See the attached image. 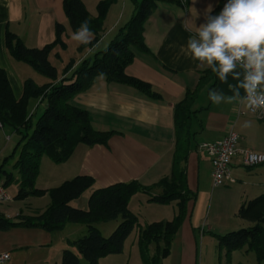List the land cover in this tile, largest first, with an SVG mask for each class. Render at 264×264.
<instances>
[{"label":"crops","instance_id":"obj_1","mask_svg":"<svg viewBox=\"0 0 264 264\" xmlns=\"http://www.w3.org/2000/svg\"><path fill=\"white\" fill-rule=\"evenodd\" d=\"M81 1L89 11L87 0ZM99 1L91 0V4L96 6ZM217 3L218 0H185V3L180 0L157 1L155 9L144 23L143 40L148 51L133 49L134 57L125 68V73L148 83L161 98L150 99L130 86L107 82L104 77L95 78L92 85L75 95L72 102L89 113L95 130L114 133L106 146L78 145L66 161L56 164L59 168H54L50 175L58 180V185L77 175L93 177L95 183L87 190L89 192L86 191L87 194L84 193L71 202L74 207L82 209L87 208L88 197L96 188L132 180L144 186L156 183L168 176L171 170L175 148L174 105L187 90L206 85L197 92L199 96L205 93V100L202 102L196 94L191 105V110L195 111L190 122L191 142L183 163L187 188L195 197L186 204V215L163 264H198L197 232L203 237L206 226L209 234L229 232L227 228L232 219L238 218L239 207L264 192V166L257 168L252 176H248L251 175L249 172L242 174L239 172L238 156L233 158L230 169L233 182L225 181L220 185L222 187L213 186L210 162L199 150L201 143L219 139L232 130L238 135L239 149L264 153V118L259 120L239 114V111L247 110V106L240 100L215 104L209 99L211 89L221 92L225 97L232 95L228 84L237 82L229 76L228 83H222L216 73L210 80L199 81L202 71L210 67L198 66L199 61L181 51L186 48L188 39L196 35L199 25L204 22L205 14L209 9L212 11ZM126 10L131 17L132 3L128 6L127 0H122V8L119 14L114 12L111 26H105L108 21L105 18L99 41L92 48H85L81 57L90 56L109 34L113 32L114 35L123 25L120 24ZM109 11L110 8L108 13ZM55 23L63 24L65 36L72 39L76 32L71 31L67 23L62 0H0V67L6 72L15 98L20 97L23 82L31 78V72L23 66L24 63L13 60L8 54L5 46L6 30L16 34L25 46L39 48L53 40ZM80 44L81 42H76V49ZM41 77L37 78L40 81L34 80L39 85L48 81ZM240 95H245L243 89H240ZM45 105L40 100L32 101L30 112L36 115L38 110H44ZM49 188L51 187L41 189ZM224 191L230 194L225 195ZM160 192L161 188L151 190L152 195ZM13 197L11 201H14ZM45 197L47 194L40 198ZM12 203H0V214L14 219L18 214L30 215L33 210H23L14 207ZM140 207L146 209L143 214L139 212ZM129 209L137 216L139 224L144 225L152 221L170 220L176 213V202L159 205L149 201L147 194L138 193L131 198ZM211 210L214 218L211 219L217 220V225L209 223ZM243 223L239 222V225L244 226ZM67 225L55 232L30 227L0 230V252L10 254V259L3 264H60L62 251L71 247L70 242L76 240L72 236L76 231L82 233L86 229L83 224V228L80 224H74L76 228L71 230L72 235L68 237L63 234ZM134 237L136 238V232ZM237 251L245 253L243 250ZM233 264L241 263L235 261Z\"/></svg>","mask_w":264,"mask_h":264},{"label":"trees","instance_id":"obj_2","mask_svg":"<svg viewBox=\"0 0 264 264\" xmlns=\"http://www.w3.org/2000/svg\"><path fill=\"white\" fill-rule=\"evenodd\" d=\"M113 1L100 0L96 4V16L91 17L81 0H62L71 31L77 32L87 21L92 34L88 43L78 46L79 52L92 48L99 41L105 16ZM129 1L133 5V14L116 30L108 45L77 63L70 59L60 76L48 57L54 48H66L63 24L55 23L53 40L40 48H29L16 34L8 30L5 32L8 54L16 61L31 66L48 81L39 85L30 78L25 79L20 97L15 98L6 72L0 67V122L3 128H9L19 136L12 152L0 163L1 172L8 159L13 158L12 169L19 178H14L13 171L6 172L3 186L12 182L17 184L14 200L47 194L49 203L42 211L30 215L18 214L14 219L0 214V230L30 227L55 232L62 230L66 223L85 225L86 234L70 242L77 252L64 249L60 264H98L99 259L107 255L121 253L125 240L134 230L142 264H163L186 215V204L195 197L187 188L183 163L190 149V122L195 112L191 110V105L198 88L187 90L174 105L175 148L168 176L149 186L132 180L96 188L88 197L86 209L74 207L71 202L94 186L95 180L91 176L77 175L49 189L34 186L42 156L59 164L66 161L78 145L106 146L113 135V131L95 130L89 113L72 102L75 95L87 90L95 78L104 77L107 82L130 86L150 99L161 98L148 83L125 73V68L133 60V49L148 51L143 40L144 23L158 0ZM224 3L226 0H218L211 14H218ZM55 57L60 58L59 52L55 53ZM214 76L215 73L208 68L202 71L199 81L210 80ZM36 100L46 104L38 117L30 112V104ZM154 188H161V192L152 195L151 190ZM138 193L147 194L149 201L158 204L176 202L175 215L170 220L140 225L137 216L129 209L131 198ZM237 217L250 225L224 235H212L220 246H225L227 256L232 251L243 250L253 252L257 262L264 261V192L243 203L237 211ZM117 219L120 220L118 225L104 237L97 225Z\"/></svg>","mask_w":264,"mask_h":264},{"label":"clouds","instance_id":"obj_3","mask_svg":"<svg viewBox=\"0 0 264 264\" xmlns=\"http://www.w3.org/2000/svg\"><path fill=\"white\" fill-rule=\"evenodd\" d=\"M90 35L85 21L72 38L88 43ZM181 51L199 61L198 66L210 67L222 83L229 76L237 82L228 84L233 94L227 97L209 90L213 103L240 100L253 111L264 110V0H226L218 14L209 9Z\"/></svg>","mask_w":264,"mask_h":264},{"label":"rangeland","instance_id":"obj_4","mask_svg":"<svg viewBox=\"0 0 264 264\" xmlns=\"http://www.w3.org/2000/svg\"><path fill=\"white\" fill-rule=\"evenodd\" d=\"M91 3H92L91 0H87V6H88V10H89L88 12H90L91 17H95L97 14L96 6H93ZM127 4H128V6H130L129 0H127ZM109 8H110V11H109V13L107 11L108 15L106 14L107 17L105 16V18H108L107 19L108 21L105 22V26L107 28H109L111 26V24L113 23V22L111 23V19L114 15V12L117 11V14H119L120 8H122V0H114L113 2L110 3ZM109 8H108V10H109ZM115 16H117V15H115ZM129 19H130V16L127 14V10H126L125 14H124V19L120 25L124 24ZM112 36H113V32L111 34H109L104 39V41H102L95 48L94 51L105 48L108 45ZM64 41L66 43V48L64 50H60L58 47H56L49 54V57H48L51 64L53 66H55L58 75L61 74L64 66L68 63V61L70 59H74L77 63V60L79 61L81 58H83V57H81V52H79L75 47V44L77 42L76 40H74L73 38L68 39L67 36H64ZM94 51L90 55H92L94 53ZM56 52H59L60 58L55 57ZM13 60H15V59H13ZM24 64H23V66H26V68H28L31 72V76H30L31 78L30 79H32L34 81V80H37V78L42 76L41 74L37 73L31 66H29L27 64L24 65ZM38 80L40 81V79H38ZM205 87H206V85H204V84L202 86H200L198 88V92L203 90ZM199 100H201L202 102L205 100V93L200 94ZM42 112H43V110H38L35 117H38ZM6 137H9V140H7ZM18 139H19V136L17 134H15L14 132H12L9 128L5 127V128L0 130V163L2 162V160L5 157H7L12 152V150L15 147ZM13 163H14L13 158L8 159V161L4 164L2 171L0 172V188H2L3 192L11 198L17 192V184L15 182H12L6 186H3V183L5 181V173L13 171V169H12ZM261 166H264V164H261L259 166L252 167V168L240 166L239 172L240 173L242 172V174H243V172H244V174H245V172H249V174H251V175H248V176H252L256 172V169L261 167ZM54 168H59V167H56V164L53 163L52 161H50L46 156H42L40 159L39 171H38V175H37V178L35 180L34 186L36 188L38 187L40 189L42 187H51V188L56 187L59 183L58 180H54L55 178L50 177ZM250 171H252V172H250ZM13 176L15 179L19 178L18 174L15 171H13ZM219 187H222V186H219ZM87 192H89V191H87ZM223 193L225 195L230 194L228 191H224ZM85 194H87V193H85ZM40 197H28L24 200H14L13 199L14 201H10V202H13L12 204L14 205V207H20L23 210H31L29 208H33V210H31V212H30V214H32L35 211H39V210H35V209H45L47 203L49 202L48 195L45 198H40ZM215 199H216V195H215ZM155 204H158V203H155ZM159 205H163V204H159ZM164 205H168V204H164ZM149 208H151V207H149ZM176 209H177V206H176ZM145 211H146L145 207L139 208V212L141 214H143ZM140 218H142L141 215H140ZM211 218H213L212 210L210 213V219ZM119 221L120 220L117 219V220L108 221V222H101L97 225V228H98L99 232L104 237H107L115 229V227L118 225ZM239 222H244L243 223L244 226H240ZM209 223H211V225H217L218 221L211 219V222H209ZM66 224H68L66 227L67 229L63 234H67L68 237H71L70 236V235H72V234H70L71 230L76 228L75 227L76 225H74V224H80V223H66ZM246 224L247 223L245 221H243V220L240 221V219H238V218L232 219V222H230V226L227 229H229L228 231L238 230L240 228L247 227ZM77 226H79V225H77ZM80 227L83 228V225L80 224ZM207 229L208 228L206 226V228L204 229L205 233H204L203 237L201 236L200 233H198L199 231L197 232L198 264H227V263L233 264L235 261H239V263H241V264H244L245 262H247L249 264H264V261H261V262L256 261L255 255L253 252H249V255L247 256V252L241 254L237 250H235V251H232L227 256L225 246H222V245L220 246L216 237L211 235L212 233L209 234L206 232ZM86 232H87L86 229L82 233L79 231H76L75 235H73L72 237H74L73 239H77V238L83 236L84 234H86ZM135 232H136V230H134L127 237V239L125 240V243L123 245V250L121 253L107 255L106 257L99 259L98 264H142V260H141L140 254H139V249L137 246L136 238L134 237ZM226 233L227 232H224L221 235H224ZM69 249H72L75 252H77L76 249L73 247H69ZM81 262L84 263L82 258H81Z\"/></svg>","mask_w":264,"mask_h":264},{"label":"built area","instance_id":"obj_5","mask_svg":"<svg viewBox=\"0 0 264 264\" xmlns=\"http://www.w3.org/2000/svg\"><path fill=\"white\" fill-rule=\"evenodd\" d=\"M185 3V0H180ZM239 114L249 115L256 119L264 118V110L255 111L247 107L246 112L239 111ZM3 129L0 122V130ZM9 140V137H6ZM199 150L208 158L211 165V180L213 186L223 185L225 181L233 182L230 177V169L234 157H239L240 166L252 168L264 163V153L238 148V135L229 130L225 136L211 142H204L199 145ZM12 200L0 188V203L10 202ZM10 259L8 252H0V264Z\"/></svg>","mask_w":264,"mask_h":264}]
</instances>
